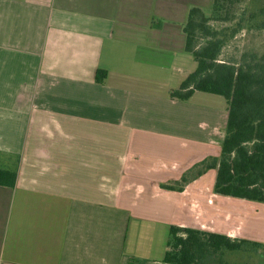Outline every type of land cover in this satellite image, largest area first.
Returning a JSON list of instances; mask_svg holds the SVG:
<instances>
[{
    "label": "crops",
    "instance_id": "crops-1",
    "mask_svg": "<svg viewBox=\"0 0 264 264\" xmlns=\"http://www.w3.org/2000/svg\"><path fill=\"white\" fill-rule=\"evenodd\" d=\"M213 3L0 0V168L18 174L0 264H165L172 226L264 244V204L215 194L216 169L193 177L220 155L227 101L170 97L196 69L189 10Z\"/></svg>",
    "mask_w": 264,
    "mask_h": 264
},
{
    "label": "trees",
    "instance_id": "trees-1",
    "mask_svg": "<svg viewBox=\"0 0 264 264\" xmlns=\"http://www.w3.org/2000/svg\"><path fill=\"white\" fill-rule=\"evenodd\" d=\"M238 1L214 0L210 16L197 7L189 10L183 27L185 51L193 57L196 69L170 97L189 101L196 91H201L226 99L228 121L220 155L196 164L193 177L196 179L216 169L215 194L264 204V54L249 57L244 53L239 60L220 61L225 44L248 25L242 20L221 29L209 25L211 21L231 22L226 7ZM249 21V29L264 28V20H258L257 16ZM107 77L106 70H98L96 82L103 84ZM17 175L16 171L0 168V185L14 188ZM190 179L191 174H185L180 182L162 187L183 191ZM167 248L163 258L165 264H246L231 263L226 257L238 252L259 253L264 244L222 233L172 226Z\"/></svg>",
    "mask_w": 264,
    "mask_h": 264
},
{
    "label": "rangeland",
    "instance_id": "rangeland-1",
    "mask_svg": "<svg viewBox=\"0 0 264 264\" xmlns=\"http://www.w3.org/2000/svg\"><path fill=\"white\" fill-rule=\"evenodd\" d=\"M264 0H239L237 4L228 5L226 7V12L228 13L229 18L232 19L231 22H222V21H211L209 24L214 29H221L223 27H231L235 25L239 20H242L248 26L251 25L249 19L252 16H257L258 20H264ZM207 15H211V12L208 11ZM225 15V14H224ZM243 28L239 33L231 39L222 49L221 55L219 57L220 61L231 62L234 60H239L241 55L247 53V55L257 54L262 56L264 54V28ZM200 42H203L202 39ZM191 66L196 67L195 61L190 62ZM175 89L179 88L177 86ZM220 101L223 103L226 102V99L222 96H218ZM217 199L216 196L212 195L209 199L210 203L213 204L212 208L215 210L214 200ZM227 202H232L227 200ZM211 208V209H212ZM213 224L212 220H209ZM208 229H215L214 225L207 227ZM229 262H242L246 264H264V249L259 253H233L229 254L227 257Z\"/></svg>",
    "mask_w": 264,
    "mask_h": 264
},
{
    "label": "built area",
    "instance_id": "built-area-1",
    "mask_svg": "<svg viewBox=\"0 0 264 264\" xmlns=\"http://www.w3.org/2000/svg\"><path fill=\"white\" fill-rule=\"evenodd\" d=\"M231 238H236V237H231Z\"/></svg>",
    "mask_w": 264,
    "mask_h": 264
}]
</instances>
